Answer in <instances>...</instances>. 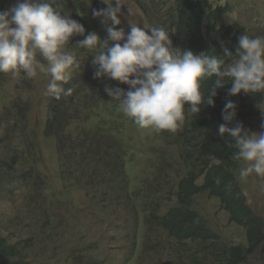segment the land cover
Masks as SVG:
<instances>
[{"label":"trees","instance_id":"16d2710c","mask_svg":"<svg viewBox=\"0 0 264 264\" xmlns=\"http://www.w3.org/2000/svg\"><path fill=\"white\" fill-rule=\"evenodd\" d=\"M134 1L150 21V26H164L170 32L174 48L192 50L197 54L215 49L216 52L211 54L223 55L226 46L235 55L241 30L235 23H219L230 9L229 5L214 6L209 0H173L172 6L164 10L160 6L162 3L155 0ZM51 3L62 15H70L81 23L85 35L96 32L101 39L104 34L107 36L100 19L92 15V9L107 7L102 0H51ZM82 39L83 36H73L67 49L81 64L70 83L65 85L66 89H73L72 94L61 95L58 100L51 97L44 128L47 137L56 139L57 152L66 157L59 159L60 167L56 170L59 180L72 182L85 192L89 203L103 207L106 212L123 203V211L129 214L147 222L160 220L178 244L189 247L194 243L202 247L206 261L202 256L197 260L202 264L213 259L218 264H241L255 255L264 259L263 219L246 198L243 178L238 174L241 162L232 158L236 150L228 147L227 137L218 135V126L225 123L222 111L226 101L231 100L237 105L235 120L229 126L244 123L253 111L251 106L242 104L237 95H228L231 81L216 89L214 107L201 105L196 116L188 114L186 108L185 122L176 132L142 129L126 117L117 102L105 92L106 86L120 87L125 91L129 86L107 77L94 78L92 53L71 48ZM86 73L91 77L85 76ZM6 76V73H0V79H6ZM214 79L201 82L205 97L212 91ZM246 95L248 100L257 104L264 99V92ZM27 161L29 169L31 160ZM4 163L9 166L7 161ZM30 168L37 173L42 185L49 181L54 185L52 177L41 167L32 164ZM4 183L9 186L7 190L18 187V183L13 184L11 179ZM173 186L177 203H171L168 209L163 206L164 209L166 194ZM64 190L68 193L66 195L71 194L68 189ZM46 192L54 195L53 191ZM203 194L215 199L219 209L230 215L231 222L245 227L246 243L234 244L219 239V234L196 208L197 199ZM144 207L151 211L145 214L147 219L140 213ZM17 246L0 238V264H29L28 253L20 251Z\"/></svg>","mask_w":264,"mask_h":264},{"label":"clouds","instance_id":"9594fccd","mask_svg":"<svg viewBox=\"0 0 264 264\" xmlns=\"http://www.w3.org/2000/svg\"><path fill=\"white\" fill-rule=\"evenodd\" d=\"M102 2L107 7L92 9V15L104 25L105 39L96 32L85 35L84 26L70 15H62L52 6L51 0H17L15 6L0 11V73L13 76L23 73L28 79L45 74L50 79L44 95L57 100L61 95L69 96L73 89H66L65 85L70 83L81 64L77 56L67 50L68 44L73 36H83L84 39L71 48L92 53L94 78L107 77L129 86L128 91L106 86L107 95L139 128L157 132H176L181 128L186 108L188 114L196 116L201 105L214 107L216 89L224 87L228 80L232 85L228 89L229 96L241 91L264 92V36L240 35L235 55L226 46L223 55L211 54L215 49L197 54L174 48L170 32L164 26L141 27L130 20V30L126 32L119 27L122 23L119 16L127 0H114L115 6L113 0ZM127 9L132 15L128 6ZM213 77L212 91L205 97L201 82ZM236 108L233 101H226L222 111L225 123L218 126V135L227 137L228 147L236 150L232 158L243 162L239 169L241 178L255 175L264 180V131L247 130L242 122L229 126L235 120ZM260 109L264 113V109ZM260 127L264 129V120ZM48 138L56 141L54 137ZM29 170L35 174L37 188L41 189L43 185L37 173L30 167ZM52 179L55 186L54 175ZM259 188L264 191V183ZM23 200L19 209L27 216L37 206L39 212V204ZM38 217L41 218L39 214ZM40 225H46V221L43 219ZM187 250L188 258L198 262L202 253L196 247L190 246ZM158 254L162 260L169 258L166 252ZM91 257L92 264H101L100 257L93 258V254Z\"/></svg>","mask_w":264,"mask_h":264},{"label":"rangeland","instance_id":"374dc122","mask_svg":"<svg viewBox=\"0 0 264 264\" xmlns=\"http://www.w3.org/2000/svg\"><path fill=\"white\" fill-rule=\"evenodd\" d=\"M155 1L162 3L160 6L164 10L173 3V0ZM209 1L214 6H230L219 23H235L242 35L248 34L252 38L264 36V0ZM135 2L127 0L132 15L125 5L119 16L122 22L119 27L126 32L130 30V20L141 27H152ZM16 3L17 0H0V11H6ZM105 38L104 34L102 39ZM6 75V79H0V180H3L0 182V238L19 245L20 251L27 252L29 264H92V254L93 258L102 259L101 264H202L188 258V247L178 244L163 224L147 222L123 211V203L106 212L103 207L89 203L85 192L72 182L66 180L64 183L57 179L55 172L60 167L59 159L66 157L57 153L56 141L44 134L51 99L44 95V90L50 77L38 74L37 78L28 79L23 73ZM85 76L91 77V74L86 73ZM237 96L242 104L253 108L251 116L243 123L245 129L264 131L260 127L264 120L260 109H264V99L257 104L248 100L243 91ZM27 160H31L29 167L39 163L38 167L44 172L51 177L54 175L55 186L49 181L41 189L37 188L35 174L28 169ZM7 179H11L13 184L18 183V187L7 190L9 186L4 183ZM261 183L264 180L255 175L243 178L248 203L264 222ZM64 188L71 194L66 195ZM45 191H53L54 195L50 196ZM166 198L167 204H164L167 206L176 203L172 190L167 192ZM23 199L37 202L39 212L37 206L27 216L19 209L23 206ZM196 208L219 234V239L234 244L246 243L245 230L229 220V215L219 209L215 199L203 194L197 199ZM140 213L146 218L145 214L151 212L144 207ZM43 219L46 225H40ZM26 245L29 248H25ZM190 246L196 247L205 259L200 245L190 243ZM158 252H166L169 258L162 260ZM206 263L218 264L215 259ZM241 264H264V259L258 255L250 256Z\"/></svg>","mask_w":264,"mask_h":264},{"label":"bare ground","instance_id":"6f19581e","mask_svg":"<svg viewBox=\"0 0 264 264\" xmlns=\"http://www.w3.org/2000/svg\"><path fill=\"white\" fill-rule=\"evenodd\" d=\"M107 140H108V139H107ZM110 140H111V139H110ZM201 162H202V161H200V163H201ZM200 163H199V164H200ZM203 165H205V164H203ZM197 166H198V165H197ZM201 166H202V165H201ZM238 166H239V165H238ZM198 167H199V166H198ZM207 168H208V167H207ZM209 168H210V167H209ZM195 169H197V168H195ZM205 169H206V168H205ZM205 169H204V170H205ZM239 169H240V168H239ZM199 170H200V169H199ZM199 172H200V171H199ZM199 172H198V173H199ZM203 172H205V171H203ZM114 173H115V172H114ZM114 173H113V174H114ZM153 173H154V172H153ZM238 174H239V172H238ZM238 174H237V175H238ZM157 176H158V175H157ZM151 177H152V176H151ZM195 177H196V176H195ZM201 177H202V176H201ZM153 178H154V177H153ZM166 178H167V177H166ZM239 178H240V177H239ZM163 179H164V177H163ZM167 179H168V178H167ZM167 179H166V180H167ZM123 180H124V179H123ZM151 180H152V178H151ZM161 181H162V180H160V182H161ZM164 181H165V180H164ZM197 181H199V180H197ZM170 182H171V180H170ZM148 183H149V182H148ZM168 184H169V183H168ZM170 185H171V184H170ZM176 185H177V184H176ZM89 186H90V185H89ZM167 188H168V187H167ZM173 188H174V186L171 187V188L169 187L168 190L170 191V190H172ZM156 189H157V188H156ZM174 189H175V188H174ZM174 189H173V190H174ZM177 189H178V188H177ZM122 190H123V189H122ZM165 190H166V189H165ZM168 190H167V191H168ZM156 191H157V190H156ZM161 192H162V191H161ZM161 192H160V193H161ZM174 192H175V190H174ZM158 194H159V193H158ZM154 196H155V195H154ZM152 197H153V196H152ZM158 197H159V196H158ZM238 197H239V196H238ZM214 198H215V197H214ZM217 199H218V198H217ZM159 200H160V199H159ZM153 202H154V201H153ZM160 203H162V202H160ZM160 203H159V204H160ZM176 203H177V201H176ZM220 204H221V203H220ZM177 205H178V204H177ZM181 205H182V204L180 203L179 206H181ZM163 206H167V205H166V204H163L162 207H163ZM191 206H193V204H192ZM168 207H169V206H167V209H168ZM194 207H195V206H194ZM246 207H247V206H246ZM163 208L166 209V207H163ZM163 208H162V209H163ZM159 209H160V207H159ZM192 209H193V208H192ZM194 209H196V208H194ZM225 210H226V209H225ZM162 211H163V213L165 212L164 210H162ZM196 211H197V210H196ZM231 211H232V210H231ZM150 212H151V211H150ZM166 212H167V211H166ZM225 212H226V211H225ZM227 212H228V211H227ZM251 213H252V212H251ZM232 214H233V213H232ZM248 214H249V213H247V215H248ZM162 216H163V215H162ZM168 216H169V215H168ZM168 216H167V217H168ZM201 216H202V215H201ZM229 216H230V215H229ZM249 216H250V215H249ZM163 217H164V216H163ZM250 217H251V216H250ZM250 217H249V218H250ZM245 218H248V217L246 216ZM155 219H156V218H155ZM159 219H160V218H159ZM229 219H230V218H229ZM251 219H252V218H251ZM248 220H250V219H248ZM248 220H247V222H250V221H248ZM155 221H156V223L163 224L160 220H155ZM167 223H168V222H167ZM206 223H207V222H206ZM234 223H236V222H234ZM164 224H165V223H164ZM164 224H163V225H164ZM247 225H248V224H247ZM164 227H165V230L168 231V230H167V227H166L165 225H164ZM209 228H210V227H209ZM243 228H245V227H243ZM169 229H170V228H169ZM170 234H171V233H170ZM247 243H248V242H247ZM238 246H239V245H238ZM238 246H237V247H238ZM244 246H245V245H244ZM244 257H245V256H244ZM244 259H245V258H244Z\"/></svg>","mask_w":264,"mask_h":264}]
</instances>
